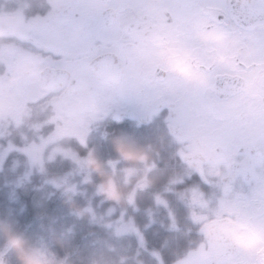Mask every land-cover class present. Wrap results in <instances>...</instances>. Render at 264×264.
<instances>
[{
    "label": "flooded vegetation",
    "instance_id": "1",
    "mask_svg": "<svg viewBox=\"0 0 264 264\" xmlns=\"http://www.w3.org/2000/svg\"><path fill=\"white\" fill-rule=\"evenodd\" d=\"M82 1L0 0V80L19 73L20 61L37 65L41 96L30 106L37 111L33 143L55 133L62 102L70 119L94 116L81 120L85 133L71 135L86 145L93 133L143 148L148 159H183L191 171L182 177L192 186L181 190V200L196 233L181 264H264V191L255 193L264 185L261 143L247 141L241 131L220 137L194 122L212 112L219 116L234 99L255 101L247 116L264 113V4L256 14L248 0H131L130 6L97 0L98 11L79 7ZM210 29L236 42L225 50L234 70L212 62L215 46L198 37ZM173 60L198 70L206 85L173 72ZM106 95L135 102L105 110ZM21 123L31 134L29 123ZM117 159L124 158L118 153ZM238 233L258 246L237 244Z\"/></svg>",
    "mask_w": 264,
    "mask_h": 264
},
{
    "label": "trees",
    "instance_id": "2",
    "mask_svg": "<svg viewBox=\"0 0 264 264\" xmlns=\"http://www.w3.org/2000/svg\"><path fill=\"white\" fill-rule=\"evenodd\" d=\"M11 122L4 137L0 136L2 147L9 149L0 165V221L11 224L35 247H47L54 259L51 264H179L193 251L196 227L180 194L192 186L191 180L182 177L191 169L183 159L132 162L117 159L114 139L103 140L92 133L86 145L80 138L70 137L65 144L78 157L96 158L104 170L102 174L92 168L83 186L66 188L55 181L74 170L75 161L59 155L34 170L27 146L34 141L35 126L29 124L32 131L28 135L27 126ZM142 165L145 171L128 181L126 171ZM105 174L122 191L119 201L99 194ZM141 179L146 183L140 184ZM109 206L118 209L105 220L103 211ZM124 212L141 234H114L110 224L122 219ZM0 264H20L2 234Z\"/></svg>",
    "mask_w": 264,
    "mask_h": 264
},
{
    "label": "rangeland",
    "instance_id": "3",
    "mask_svg": "<svg viewBox=\"0 0 264 264\" xmlns=\"http://www.w3.org/2000/svg\"><path fill=\"white\" fill-rule=\"evenodd\" d=\"M131 0H121L120 4L123 6H130ZM79 7H90L92 11H98L102 4L97 0H87L77 3ZM9 22H15L16 18L7 19ZM2 23L0 21V28ZM77 51V50H76ZM78 52V51H77ZM251 54L254 56V59H258L257 52L252 51ZM7 60V59H6ZM261 60H264V52H261ZM21 68L19 73L13 74L10 79H2L0 80V136L4 137V129H8L7 123L11 121H16L21 123V121H25L29 123L33 128L34 118L36 110H30V106L34 105L37 98L41 96L39 86H38V77H37V65L33 61H20ZM16 71V69H15ZM50 98L46 100L47 103L50 102ZM67 100V99H66ZM105 100L108 102L104 105L105 110H109L115 104H120L122 107H129L132 105L135 100L131 99V97H117L111 100L109 96L106 95ZM245 103V106L242 104ZM252 103H255L254 100L246 98L245 100H237L234 99L230 103L227 104L226 110L221 113L219 116L212 112L208 114V116L196 117L194 119L195 123H200L203 130L209 132L214 130L217 135L220 137H226L229 133H237L241 131L240 134L244 133L245 139L251 143H261V148L264 150V113L261 114L260 117L257 116H247L249 113L247 110L248 106H251ZM251 104V105H250ZM238 107V108H235ZM199 108L198 112H203L204 109L202 103L197 106ZM232 108H235L232 110ZM58 111H63L61 113V119L53 121H57V129L54 134L51 135L50 138H42L43 140L38 143H32L27 146V153L29 158L31 159L32 168L35 170L37 168L41 169L44 167L45 163L49 160L55 159L57 156H66L70 157L75 161V169L71 172L65 174L63 177L56 179L55 183L57 185H61L64 187H72L78 186L81 184L82 186L90 179L92 167L89 164V160L91 158H80L78 157L74 149L68 147L65 144L66 140L71 137V135L83 134L85 133V125L81 123V120L85 118H89L90 121L94 116H86L83 114H76V116L70 119L65 114V106L61 102L58 105ZM246 111L248 113H246ZM83 115V116H81ZM89 121V122H90ZM12 123V122H11ZM37 127V126H36ZM10 129V128H9ZM242 134V135H244ZM231 135V136H232ZM244 137L242 141L245 140ZM225 145H227L225 143ZM8 148L2 147L0 144V165L7 154ZM264 156V154H263ZM263 159V157L261 158ZM141 169L136 170L128 169L126 171V179L133 180L136 176L140 175L141 171H145V166H139ZM261 167L264 168V160H261ZM140 170V171H139ZM149 170H146L145 175ZM84 175V176H83ZM83 176V177H82ZM261 179L264 180V171H261ZM73 183V184H72ZM115 185L116 182L114 181ZM145 180L141 179L140 184H145ZM256 183L252 181L250 184ZM242 187H246L244 183L241 184ZM257 191H264L263 183L261 186H257ZM72 189V188H71ZM71 191V192H70ZM69 193H73V190H70ZM84 193V189L81 190ZM103 193L101 189L99 190V194ZM105 199H109L107 195H105ZM92 211H94V207H91ZM117 206H109L103 214L105 215V220H109L113 217V215L117 212ZM126 213L124 212L123 218L118 220L115 224H110L111 229L114 234L122 237L130 234H141V231L136 227V224L132 219L126 217ZM41 250L45 253L48 261L53 263L52 253L49 252L47 247L41 248ZM188 255L185 256L187 258Z\"/></svg>",
    "mask_w": 264,
    "mask_h": 264
},
{
    "label": "clouds",
    "instance_id": "4",
    "mask_svg": "<svg viewBox=\"0 0 264 264\" xmlns=\"http://www.w3.org/2000/svg\"><path fill=\"white\" fill-rule=\"evenodd\" d=\"M245 2L246 0H240L241 4ZM198 37L203 43L215 46L212 62L216 66L225 70L235 69L234 58L225 51L230 47H235L236 42L232 38L215 29L201 31L198 33ZM169 67L173 72L190 83H199L201 85H206L207 83L206 78L198 70L193 69L184 62L173 60L169 62ZM116 150L125 160L132 162H143L149 158L145 149L138 148L123 139H117ZM89 164L94 170L103 174L104 165L101 161L91 158ZM100 189L110 199L119 201L123 197L122 191L115 185L110 175L105 174V179L100 185ZM0 234L5 237L7 245L15 250L20 264H50L45 253L30 244L24 235L16 231L11 224L0 221ZM234 239L237 244L247 249L258 246V242L251 240L242 233L235 234Z\"/></svg>",
    "mask_w": 264,
    "mask_h": 264
},
{
    "label": "water",
    "instance_id": "5",
    "mask_svg": "<svg viewBox=\"0 0 264 264\" xmlns=\"http://www.w3.org/2000/svg\"><path fill=\"white\" fill-rule=\"evenodd\" d=\"M249 4L252 5L254 7V9L252 11H254L256 14H258L260 12V6L262 4H264V0H248ZM262 12V11H261ZM44 88H48V87H44ZM49 90V89H47ZM263 150L261 148V156L263 155ZM258 155H260V153H258Z\"/></svg>",
    "mask_w": 264,
    "mask_h": 264
}]
</instances>
